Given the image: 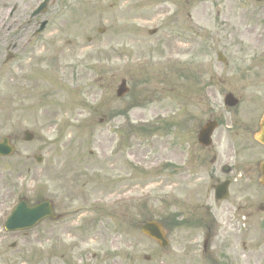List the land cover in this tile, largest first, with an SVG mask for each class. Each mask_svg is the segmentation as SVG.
Returning <instances> with one entry per match:
<instances>
[{
    "label": "rangeland",
    "instance_id": "374dc122",
    "mask_svg": "<svg viewBox=\"0 0 264 264\" xmlns=\"http://www.w3.org/2000/svg\"><path fill=\"white\" fill-rule=\"evenodd\" d=\"M71 1L70 10L48 9L50 24L35 38L25 21L39 0H0V138L16 149L0 159V264H203L200 231L165 230L164 250L140 233L147 220L167 226L175 214L202 213L214 221L206 264H264V193L233 186L215 205L211 156L241 157L215 138L210 150L196 143L227 92L248 105L247 80H227L215 58L254 46L244 28L263 44L264 0ZM10 42L16 49L7 51ZM6 52L15 58L3 64ZM120 80L129 92L117 99ZM15 191L30 204L50 201L60 219L4 233ZM109 197L122 207L80 218L82 202ZM84 220L87 235L74 236Z\"/></svg>",
    "mask_w": 264,
    "mask_h": 264
},
{
    "label": "flooded vegetation",
    "instance_id": "af4514ba",
    "mask_svg": "<svg viewBox=\"0 0 264 264\" xmlns=\"http://www.w3.org/2000/svg\"><path fill=\"white\" fill-rule=\"evenodd\" d=\"M71 2V0H52L44 16L48 13V9H57V11L58 8L61 11L63 9L70 10L73 5ZM52 14L53 11H50L47 15ZM8 16L11 17L12 15L9 14ZM39 17L41 16L26 21L25 27L29 29L33 27V25L37 26L40 24L41 22L39 23L38 21ZM42 19L47 22V27L48 24H50L51 16L43 17ZM256 33L258 32L255 31V28H244L242 32L243 38L249 43L251 42L250 40H253L254 46L252 48L255 50L252 51L251 47H247V50L242 52L240 44L233 46L232 53L235 57H230L229 61L225 64H221L220 68V73L224 75L227 80H247L248 105H237L234 107L220 106V110L218 109V111L208 113V119H206L205 122L213 121L216 123V128L212 134V138H215L216 144H223L231 147L233 151L237 152V156H239L238 151L243 152L245 150L243 147H247L248 150V158L245 159V156L242 154L240 160L237 158L238 160L235 161L236 164L230 166L231 171L226 175L222 174L223 165L218 163V159H216L214 155L211 157L209 162L212 166L215 165V169L212 175L208 177L216 180V183L210 186L213 189L225 181L228 182V188L235 186L237 178L239 177L245 178V182L254 183L252 185L253 188L261 177V164L264 162V55H261L259 50L264 47V42L261 45V43L255 41V38H252ZM41 36L42 33L34 35L36 38ZM249 52L250 54L246 55ZM23 60L24 59H18L17 62H22ZM259 138L262 140H259ZM211 147L208 149H211ZM234 174L235 176L233 177ZM246 187L247 185H238L237 189H245ZM258 188L264 190V186L259 185ZM217 204H219V202H215V205ZM83 205L85 206L81 208L83 211L80 214V218L81 216L85 218L87 215L94 214V212H92L95 211L94 205L93 208L89 203L87 204V202H83ZM205 212L208 214L207 208H205ZM193 221L199 224L200 229L205 234V239L202 243V251L207 254V245L214 233V221L211 218H205L203 213L196 219H193ZM84 222L85 220L80 223L83 228L86 227ZM83 228H80V231L78 230L74 236H86L88 229L86 230V228H84L83 230ZM80 232L81 234H79ZM45 262L48 263V259H45Z\"/></svg>",
    "mask_w": 264,
    "mask_h": 264
},
{
    "label": "water",
    "instance_id": "95a60500",
    "mask_svg": "<svg viewBox=\"0 0 264 264\" xmlns=\"http://www.w3.org/2000/svg\"><path fill=\"white\" fill-rule=\"evenodd\" d=\"M44 6V5H43ZM127 92L125 88L124 81L121 82V85L118 87L116 91V95L118 97L123 96ZM225 103L227 105L232 106L235 104V101L231 99V97L227 96L225 98ZM215 125L212 123L207 124L199 133L198 142L203 146H208L209 136L211 134L212 129ZM32 138V136L28 133H25V140L28 141ZM13 149L8 145L7 139H2L0 142V155H9L12 153ZM263 168V178L262 182L264 183V164ZM218 195L225 196V188L221 189ZM45 217H52L51 214V206L48 202H42L32 208H28L27 205L23 202L20 205L13 216L6 223L7 230H21L27 229L35 224H37L41 219ZM142 234L155 240L161 248H164L167 245V241L164 238V232L161 229V226L153 221L147 222L144 226H142Z\"/></svg>",
    "mask_w": 264,
    "mask_h": 264
}]
</instances>
